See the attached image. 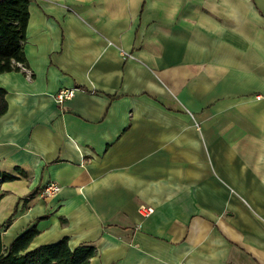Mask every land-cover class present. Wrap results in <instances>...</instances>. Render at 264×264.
<instances>
[{"label": "crops", "instance_id": "1", "mask_svg": "<svg viewBox=\"0 0 264 264\" xmlns=\"http://www.w3.org/2000/svg\"><path fill=\"white\" fill-rule=\"evenodd\" d=\"M25 35L33 77L0 72L6 244L264 264V0H30Z\"/></svg>", "mask_w": 264, "mask_h": 264}, {"label": "trees", "instance_id": "2", "mask_svg": "<svg viewBox=\"0 0 264 264\" xmlns=\"http://www.w3.org/2000/svg\"><path fill=\"white\" fill-rule=\"evenodd\" d=\"M29 4L30 0H0V72L21 69L17 64L19 62L26 65L24 41ZM7 107V91L0 86V116ZM5 225L0 228V264H89L97 251L91 243L72 247L67 237L31 247L39 233L36 226L27 228L6 244Z\"/></svg>", "mask_w": 264, "mask_h": 264}, {"label": "built area", "instance_id": "3", "mask_svg": "<svg viewBox=\"0 0 264 264\" xmlns=\"http://www.w3.org/2000/svg\"><path fill=\"white\" fill-rule=\"evenodd\" d=\"M125 55H129L128 52H123ZM18 66L23 70L27 76L28 79H31L33 77V72L31 69L22 64V63H17ZM74 94V89L73 88H61L56 94H55V99L59 104H63L67 99L71 98ZM3 180V177H0V182ZM60 185L54 181L49 182L40 192V196L43 198H48L51 196L56 195L58 191H60ZM139 210L144 214V215H149L154 211V208L151 206L147 205H140Z\"/></svg>", "mask_w": 264, "mask_h": 264}]
</instances>
